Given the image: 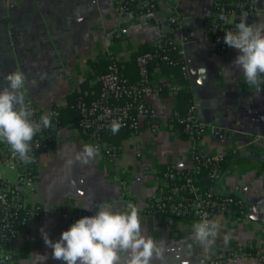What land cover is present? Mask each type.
I'll use <instances>...</instances> for the list:
<instances>
[{
  "label": "crops",
  "instance_id": "obj_1",
  "mask_svg": "<svg viewBox=\"0 0 264 264\" xmlns=\"http://www.w3.org/2000/svg\"><path fill=\"white\" fill-rule=\"evenodd\" d=\"M124 1L0 0V88L6 86L7 74L22 71L28 81L26 100L39 112L64 105L83 81L84 93L96 94L99 80L93 61L97 58L126 60L162 38L181 49L187 80L178 85L167 68L153 65L145 100L156 116L144 120L137 131L120 130L99 144L75 126L54 130L53 144L38 156L29 201L41 212L18 227L11 261L5 264H44L43 256L45 264H64L52 258L41 228L56 241L74 223L71 217L80 212L92 216L98 204L115 205L120 211L127 210L129 203L138 207L143 234L166 246L164 259L153 264H207L206 258H220L232 250H264V161L240 153L252 142L264 155V88L260 92L248 88L233 64L236 49L227 46L223 54L216 51L208 16L217 0H153L155 8L149 12L138 11L135 4L124 8ZM252 1L255 11L247 23L264 24V0ZM74 19L77 30L70 27ZM234 20L238 23L240 18ZM173 84L191 93L196 118L207 127L198 137L183 136L171 120L177 107ZM85 144L99 146L100 155L90 164L77 163L69 169L67 161L75 160ZM107 147L114 155L104 153ZM227 151L239 154L213 186L242 204L210 216L220 226V234L205 251L192 239L193 217L154 212L149 202L161 184L163 168L187 169L194 153ZM85 204L90 207L81 208ZM228 233L231 239L225 245L222 237ZM215 264L263 263L255 257H239Z\"/></svg>",
  "mask_w": 264,
  "mask_h": 264
},
{
  "label": "built area",
  "instance_id": "obj_2",
  "mask_svg": "<svg viewBox=\"0 0 264 264\" xmlns=\"http://www.w3.org/2000/svg\"><path fill=\"white\" fill-rule=\"evenodd\" d=\"M146 1L148 2V0H125L123 7L128 8L135 2L141 4ZM153 7V4H150L146 11H151ZM254 11L255 7L252 0H232L228 7H222L218 1L213 2L208 20L211 36L218 53L223 54L227 49L223 38L226 31L234 30L237 23L234 19L240 18L242 14H247V17H250ZM221 16L224 17L223 20ZM169 44H171L169 46L171 49H176L178 46L173 41H170ZM154 45L153 51L141 53L136 57L140 75L139 84L129 83L127 78L121 74L118 65L112 61L107 65L106 70L98 76L100 88L97 95L90 100L80 99L76 102L78 115L74 119V123L82 134L96 140V135L113 134L110 131V125L113 122H118L121 125L119 130L137 131L144 120L151 121L155 118V112L145 100V92L149 86L147 64L157 55L169 63H172V60L166 53L159 52V49H162V44L159 41ZM179 52L181 53L180 48ZM180 69L185 73L184 63ZM170 89L175 92L180 91L176 84L171 85ZM157 90L153 91L156 92ZM26 102L33 110V120H39L44 114H47L50 119H54L58 114L56 107L42 113L37 111L29 100ZM171 120H175L184 131L196 137L207 130V127L197 120L195 105L192 100L183 114L174 110L171 114ZM218 136L222 137L223 135L218 133ZM51 140L52 138L48 133L38 132L31 142L32 152L30 155L34 158L35 151L47 148ZM96 142L100 144L97 140ZM104 153L114 155V150L108 148L104 150ZM223 156L224 152H217L208 156H200L198 153H194L192 166H208V176L213 178L217 172V163ZM31 165L32 163L25 164L20 161L7 144H0V262L3 264L11 261V243L16 237L18 227L23 225L27 219L39 216L41 212L38 205L29 204L30 195L35 189V176L32 174ZM1 166L15 170L14 181H10L2 175ZM169 171H171L170 167H167V172L162 175L157 193L149 202V208L154 212L193 217L196 222H199L205 218L210 219V216L215 212H227L234 206H241L242 204L241 200L233 195L217 193L211 184L201 189L189 179L179 186H171L165 181V176ZM82 216L84 217L86 214H75L71 217V221L75 222ZM16 222L20 224L18 227H16ZM239 257H255L264 264V250L258 252L232 250L220 258H206L204 262L215 264L221 259L232 260Z\"/></svg>",
  "mask_w": 264,
  "mask_h": 264
},
{
  "label": "clouds",
  "instance_id": "obj_3",
  "mask_svg": "<svg viewBox=\"0 0 264 264\" xmlns=\"http://www.w3.org/2000/svg\"><path fill=\"white\" fill-rule=\"evenodd\" d=\"M223 42L238 51L233 64L248 88L260 92L264 88V24H249L247 14H242L234 30L225 32ZM44 78L42 74L41 79ZM4 79L6 86L0 88V143L7 144L20 161L30 164L34 162L30 155L33 138L53 125L47 114L39 120L32 119L34 113L25 97L28 81L22 71L9 73ZM120 127L113 122L110 131L116 134ZM99 155V146L85 144L75 160L67 161V166L71 169L77 163L90 164ZM89 207L85 204L81 208ZM40 231L44 244L52 250V258L64 264H153L155 260L162 261L166 251L164 242L143 234L139 209L132 203L124 211L115 205L98 204L94 215L75 221L56 241L43 227ZM192 234L193 241L207 251L219 237L220 226L205 218L192 225ZM222 239L227 245L230 233ZM43 257L45 264L47 257Z\"/></svg>",
  "mask_w": 264,
  "mask_h": 264
},
{
  "label": "trees",
  "instance_id": "obj_4",
  "mask_svg": "<svg viewBox=\"0 0 264 264\" xmlns=\"http://www.w3.org/2000/svg\"><path fill=\"white\" fill-rule=\"evenodd\" d=\"M222 7H228V4L232 0H217ZM137 6V10L140 12H147L146 10L150 6V4H153V9L155 8V3L153 0H148L145 3L139 4L138 2L134 3ZM151 9V10H153ZM171 40L169 38H162L159 42L162 44V49H159L160 53H166L167 56L172 60V63H169L167 60L162 59L160 55L154 56L147 64V76L150 77L151 68L153 65H160L162 67H165L168 69L170 73H172L173 78L176 80L178 85H184L186 80V76L183 74L182 70L180 69V66L183 63V57L182 54L179 52V47L177 46L176 49H171L169 44ZM155 49V45L152 46H145L143 48H140L138 51H135L131 54V56L126 60H115L114 58H97L96 61H93V65L95 68V75L99 76L102 74L105 70L107 65L110 62H115L121 74L127 78L129 83H135L139 84L140 81V75L138 72V65L136 62V57L144 52L153 51ZM100 84L98 86V90L96 91V94L90 95L88 93H84L87 89L86 82L83 81L79 87L78 90L72 91L67 95V102L64 105L57 106L58 114L53 119L51 118L52 127L47 129H42V133L49 134L52 138L49 145L53 144L54 141V130L62 127V126H75L74 119L78 115V111L76 109V102L80 99L84 100H90L91 98L95 97L97 93L99 92ZM177 96V107L175 108L179 114H183L186 110V108L190 105V102L192 100L191 93L184 89L181 91L176 92ZM173 123L175 126H177L180 130H182L183 136H188L190 133L184 131L182 129V126L175 122L173 120ZM125 130V129H124ZM127 130V129H126ZM120 131V130H119ZM128 131V130H127ZM115 134H105V135H96V140L98 142H102L106 139H109L110 137L114 136ZM88 136V135H85ZM90 137V136H88ZM2 144V143H0ZM48 145V146H49ZM111 149L110 147H107V149ZM45 150L39 149L35 151L34 153V162L32 163V174L36 178V162L38 160L39 154ZM239 152L235 151H227L224 153L223 158L217 163V172L215 177L211 178L208 176L209 167L204 165H199L198 167L191 166L187 169H175L173 167H170V170L166 174V180L169 185L173 186H179L181 184L186 183L189 179L196 185H198L201 189L206 188L210 184L213 185L215 179L217 176L224 170V168L234 159L238 156ZM167 172V168H163L162 171L159 173L160 176L165 174ZM234 196V195H233ZM235 197V196H234ZM237 198V197H236ZM19 222H16V227H18Z\"/></svg>",
  "mask_w": 264,
  "mask_h": 264
},
{
  "label": "rangeland",
  "instance_id": "obj_5",
  "mask_svg": "<svg viewBox=\"0 0 264 264\" xmlns=\"http://www.w3.org/2000/svg\"><path fill=\"white\" fill-rule=\"evenodd\" d=\"M55 2L56 1H64V0H54ZM68 1V0H67ZM70 11V10H69ZM65 13V12H64ZM66 14V13H65ZM68 15V14H67ZM71 21H72V19H71ZM73 23V24H72ZM72 24V25H71ZM71 26L70 27H72L74 30L76 29L77 30V21L74 19L73 20V22H71ZM58 25V22H55L54 23V27H56ZM77 33V32H76ZM255 148V147H254ZM1 172H2V175L4 176V177H8L10 180H13L14 178H15V170H11V169H9L8 167H6V166H1ZM79 215H81V212H80V214ZM80 219V218H79ZM77 221V220H76Z\"/></svg>",
  "mask_w": 264,
  "mask_h": 264
},
{
  "label": "water",
  "instance_id": "obj_6",
  "mask_svg": "<svg viewBox=\"0 0 264 264\" xmlns=\"http://www.w3.org/2000/svg\"><path fill=\"white\" fill-rule=\"evenodd\" d=\"M240 153L248 155V156H252V157H255V158H258L264 161V155L261 152L255 150L252 142L249 143L247 147Z\"/></svg>",
  "mask_w": 264,
  "mask_h": 264
},
{
  "label": "flooded vegetation",
  "instance_id": "obj_7",
  "mask_svg": "<svg viewBox=\"0 0 264 264\" xmlns=\"http://www.w3.org/2000/svg\"><path fill=\"white\" fill-rule=\"evenodd\" d=\"M66 1H67V0H66ZM69 1L71 2L72 0H68L67 2H69ZM73 1H74V3H76L77 0H73ZM66 10H68V9L66 8ZM69 10H72V11H73V7H69ZM74 11H75V10H74ZM42 13H43V11H42Z\"/></svg>",
  "mask_w": 264,
  "mask_h": 264
}]
</instances>
